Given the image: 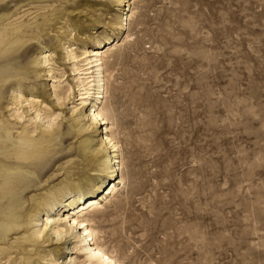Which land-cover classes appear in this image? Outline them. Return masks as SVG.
<instances>
[{
    "label": "rangeland",
    "instance_id": "374dc122",
    "mask_svg": "<svg viewBox=\"0 0 264 264\" xmlns=\"http://www.w3.org/2000/svg\"><path fill=\"white\" fill-rule=\"evenodd\" d=\"M53 1L43 10L16 11L15 22H24L61 10L51 12L43 33L29 35L19 50L24 68L6 82L19 80L22 97L35 94L33 100L56 108L60 116L55 126L62 151L48 159L40 175L47 181L26 197L63 180L69 165L90 174L92 166L74 156V147L97 142L91 130L62 135L77 121L71 113L75 101L55 104L48 96L52 78L42 76L33 60L50 54L59 65L52 74L63 73V84L71 83L58 44L79 48L110 32L116 12L110 0ZM129 2L128 29L102 49L107 51L106 102L118 121L126 181L91 214L99 240L116 249L124 264H264V0ZM96 18L102 23L94 25ZM50 42L49 51L40 49ZM11 101L4 90L5 117L12 113L4 107ZM26 107L23 103L19 110L27 111L24 119L9 117L13 132L32 127ZM50 244L41 239L31 251L34 264H43L39 252L61 246ZM76 251L69 249L59 262L72 256L70 264H82Z\"/></svg>",
    "mask_w": 264,
    "mask_h": 264
},
{
    "label": "bare ground",
    "instance_id": "6f19581e",
    "mask_svg": "<svg viewBox=\"0 0 264 264\" xmlns=\"http://www.w3.org/2000/svg\"><path fill=\"white\" fill-rule=\"evenodd\" d=\"M47 1L51 3L44 4ZM53 2V0H0V98L6 90L12 100L10 104L4 106L9 108V111L12 110L6 117L1 112L0 104V264H34L30 253L40 246L41 239L43 242L61 245L55 250L48 248L38 253L43 264L74 262L76 258L72 256H67L68 261L59 262L69 249L70 252L77 250L82 255L80 260L82 264H124L115 254L116 249L109 250L108 245L101 242L102 239L99 240L100 231L94 226L91 214L98 212L103 205L102 202H108L126 181L121 145L117 137L118 121L114 109L106 102L109 94L108 74L105 68L107 51L102 49L108 44L117 43L128 29L129 19L133 15L129 0H110L116 7L110 32L88 38L79 48L74 47L72 43L58 44L65 51L62 59L70 65L71 83L63 84L65 81L61 79L63 73L59 77L52 74L53 71L59 70V65H56L50 54H41L42 56L33 60L35 66L44 70L45 74L42 73V76L52 78V83L47 84L50 89L48 96L54 98L55 104L63 105L70 99L75 101L71 113L77 117V121L74 126L67 127L64 124L67 128L65 127L62 135L74 136L76 132L91 130L97 142L93 145L83 142L80 147H74V156L81 157L82 163L87 161L83 165L92 166L90 174L76 171L75 166L69 165L65 167L63 180L44 189L40 195L25 196L30 188L47 181L42 180L40 175L47 168L48 159L62 151L59 147L61 145L56 142L59 135H56L58 128L55 125L57 119L59 120V112L44 101L33 100L35 94L29 98L22 97L19 91L22 85L19 80L7 86L6 82L20 75L24 68L20 62L23 53L19 54V50L29 39V35L37 36L43 33L45 20L51 21L49 17L51 12L55 10L56 13H60L61 10L54 9L48 13L50 15L44 14L41 21L34 17L31 21L24 22H15L18 15L16 11L26 6H29L25 10L26 13L33 8L43 10ZM37 3L39 6L33 7ZM101 23L100 18L94 20V25ZM67 30L68 27L60 35L68 33ZM60 35L56 36V39ZM52 44L43 43L40 49L45 52ZM76 49L80 51L77 53ZM51 54L53 55L52 52ZM32 90L35 88L30 89ZM23 103L27 106L28 124L32 127L21 126L19 131L13 132L14 123L9 117L23 118L27 112H24L23 108L19 112ZM74 128L77 130L74 131ZM37 130L39 134H36ZM13 235L15 237H11ZM72 241L75 244L68 247L66 242ZM31 246L33 247L30 248Z\"/></svg>",
    "mask_w": 264,
    "mask_h": 264
}]
</instances>
